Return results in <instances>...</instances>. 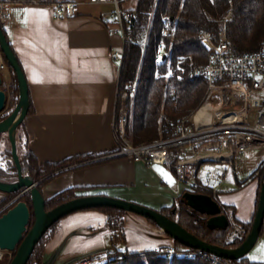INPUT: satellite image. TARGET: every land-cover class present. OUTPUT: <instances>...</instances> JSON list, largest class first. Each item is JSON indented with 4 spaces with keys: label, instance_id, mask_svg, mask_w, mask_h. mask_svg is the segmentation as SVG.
Returning a JSON list of instances; mask_svg holds the SVG:
<instances>
[{
    "label": "crops",
    "instance_id": "0c3cea01",
    "mask_svg": "<svg viewBox=\"0 0 264 264\" xmlns=\"http://www.w3.org/2000/svg\"><path fill=\"white\" fill-rule=\"evenodd\" d=\"M58 1L66 0L16 3L12 21L3 26L28 87L32 111L22 120L27 149L41 164L83 157L42 186L43 198L76 187L79 196L102 194L155 210L170 206L186 191L181 184L173 187L177 179L170 162L148 165L113 154L119 64L112 53L123 49L124 42L120 34L107 33L115 26L105 17L112 5L68 0L76 3L74 15L55 19L51 4ZM132 2L123 6L134 8ZM2 63L11 80L3 59ZM3 147L0 143V152ZM19 150L16 145L21 156ZM263 160L264 152L245 155L241 172L208 162L205 170L196 166L197 174L203 184L214 188L221 204L233 206L237 220L247 222L255 210L258 186L249 175ZM173 245L174 238L162 226L132 212L124 214L123 239L113 242L106 215L84 208L60 219L46 243L42 264H85L115 249L141 253ZM251 261L264 263V256Z\"/></svg>",
    "mask_w": 264,
    "mask_h": 264
},
{
    "label": "trees",
    "instance_id": "16d2710c",
    "mask_svg": "<svg viewBox=\"0 0 264 264\" xmlns=\"http://www.w3.org/2000/svg\"><path fill=\"white\" fill-rule=\"evenodd\" d=\"M229 9L232 14L225 19ZM133 10L134 17L125 23V35L128 39L124 41V54L119 67L116 112L118 113L121 96L125 93L127 118L123 138L133 145H138L167 137L171 132L170 121L191 115L202 102L207 90V82L196 75L194 69L206 60L211 50V43L199 38L198 30L204 28L210 34L212 42H215L217 30L220 26H224L231 53L240 54L256 50L264 36V0H136ZM3 32L7 38L4 29ZM7 41L14 53L8 38ZM1 55L11 75V105L8 113L1 117L3 120L16 106L19 92L15 71L3 54ZM31 111V106H28L27 113ZM114 130L117 145H120L123 139L118 133L117 117ZM14 138L15 144L22 152L18 159L21 176L37 182L36 187L40 192L42 186L63 172L62 169L66 165L83 158L77 156L59 163H39L36 156L27 149V135L22 121L16 127ZM169 164L175 172L174 161ZM249 176L256 178L258 182L256 210L261 184L264 181V160ZM17 179L18 167L13 162L10 150H1L0 181L11 183ZM78 189L69 187L44 199V210L48 211L64 201L78 197ZM189 191L208 194L219 203L221 212L228 220L225 229L208 228L206 225L208 216L181 202V195L170 206L161 207L158 211L177 221L187 231L207 243L224 248L238 247L251 229L255 210L249 221L242 222L235 218L233 206L221 204L217 193L211 188L195 186ZM18 193V191L8 193L0 200V209L2 208L0 215L18 200L25 201L30 210L28 230L34 222L31 196L26 192L13 200ZM88 209H97L106 215V225L111 231L113 242L123 239L124 210L111 206H96ZM227 209H230V215ZM147 220L158 226L152 219L147 218ZM59 221L60 219L55 221L35 243L26 264H42L46 243L52 238ZM263 226L264 218L260 235ZM229 235L232 236L229 238ZM173 250L197 251L198 249L174 239ZM8 263L9 261H0V264ZM258 263L251 261L246 255L238 259L219 257L218 261H213L203 254L176 256L167 255L162 250L140 253L120 249H115L106 257L95 261V264Z\"/></svg>",
    "mask_w": 264,
    "mask_h": 264
},
{
    "label": "built area",
    "instance_id": "2783aa9c",
    "mask_svg": "<svg viewBox=\"0 0 264 264\" xmlns=\"http://www.w3.org/2000/svg\"><path fill=\"white\" fill-rule=\"evenodd\" d=\"M131 1L133 0H89L90 3L112 5L113 9L106 12L105 17L114 22L115 26L108 28L107 33L120 34L123 42L128 39L125 35V23L134 17V8H126L123 4ZM19 2L38 3L39 0L0 1L2 28L12 21L13 6ZM75 5V2L68 0L54 2L51 4L52 15L55 19L71 17L75 13ZM231 14L232 11L227 10L225 19ZM198 36L211 43L206 60L194 69L195 74L207 82V90L200 105L191 115L170 121L171 132L167 137L133 145L123 138L127 118L123 93L117 113L118 133L123 142L117 145L113 154L148 165L174 161L177 182L173 187L181 184L186 191L195 186L214 191L208 183L201 182L196 166L205 170L208 162H218L241 172L245 166V154L264 149V36L258 49L240 54L229 51L224 26L217 30L215 42H212L210 34L204 28L198 30ZM123 54V49L112 53L119 67ZM201 107L205 108V112L195 118ZM262 233L264 234V226ZM162 251L167 255L203 254L213 261L219 259L214 254L200 250L174 251L170 248Z\"/></svg>",
    "mask_w": 264,
    "mask_h": 264
},
{
    "label": "water",
    "instance_id": "95a60500",
    "mask_svg": "<svg viewBox=\"0 0 264 264\" xmlns=\"http://www.w3.org/2000/svg\"><path fill=\"white\" fill-rule=\"evenodd\" d=\"M1 54H3L5 60L15 71L19 97L16 106L9 116L0 121V133L7 131L10 134L11 149L18 167V179L16 182L11 183L0 181V191L6 194L18 191V196L29 192L34 214V222L28 230L27 225L30 218V210L25 201L18 200L12 207L0 215V249L14 252L8 264H26L35 243L55 221L75 210L96 206L116 207L125 212H132L145 218L152 219L159 226L165 227L164 229L168 231L172 238L177 239L179 242L221 258L238 259L251 250L260 235L264 218V181L261 184L259 200L253 216L251 229L244 241L235 248H224L207 243L187 231L177 221L160 213L158 210L135 202L102 194L81 195L64 201L52 209L45 211L44 198L36 187L37 182H34L31 178L22 177L20 173L13 132L27 113V108L29 106L28 87L24 73L0 25V55ZM1 59H3L2 55ZM1 82L2 77L0 75V85ZM5 99V91L0 88V111L4 107ZM180 201L200 214L207 215L206 225L208 228H226L228 224L227 217L221 212L219 203L210 195L184 191L181 194Z\"/></svg>",
    "mask_w": 264,
    "mask_h": 264
},
{
    "label": "rangeland",
    "instance_id": "374dc122",
    "mask_svg": "<svg viewBox=\"0 0 264 264\" xmlns=\"http://www.w3.org/2000/svg\"><path fill=\"white\" fill-rule=\"evenodd\" d=\"M136 1L134 0V2H132V5L135 6ZM131 4V3H130ZM5 66V65H4ZM6 81H5V80ZM2 78V82L0 85V88L3 89L5 91L6 94V99H5V104L3 109L0 111V119L2 116H4L6 113H8L9 109H10V105H11V96H10V80H7L8 78ZM2 121V119H1ZM13 139H14V133H13ZM0 143H4V147L3 149H9L11 154H12V158H13V162L16 164L13 153H12V149H11V141H10V134L7 131L1 132L0 133ZM19 152H21L19 150ZM264 152V149L261 150H256V151H251V152H247L245 155H248L249 157L251 156H257L261 153ZM17 158L20 157V155L18 153H16ZM226 165V164H223ZM7 196V194L5 192L0 191V200ZM20 196H18V194L13 198L17 199ZM231 236L229 235V238ZM1 251V255H0V261L1 262H7L10 261L11 257L13 256L12 254L14 253L13 251H7V250H0ZM264 256V235L261 234L258 239L256 240L255 244L253 245V247L251 248V250L246 254V257H248L251 260H257L259 257ZM88 264H95V262L91 261V262H87Z\"/></svg>",
    "mask_w": 264,
    "mask_h": 264
},
{
    "label": "bare ground",
    "instance_id": "6f19581e",
    "mask_svg": "<svg viewBox=\"0 0 264 264\" xmlns=\"http://www.w3.org/2000/svg\"><path fill=\"white\" fill-rule=\"evenodd\" d=\"M0 75L2 76L3 79L8 78V72H7L6 66H4V64L2 63L1 58H0ZM204 112H205V108L201 107L199 110H197V112L195 114V118H198ZM163 228H165V227H163ZM171 231L175 232L174 230H171ZM0 255H1V251H0Z\"/></svg>",
    "mask_w": 264,
    "mask_h": 264
},
{
    "label": "snow or ice",
    "instance_id": "6c2138e0",
    "mask_svg": "<svg viewBox=\"0 0 264 264\" xmlns=\"http://www.w3.org/2000/svg\"><path fill=\"white\" fill-rule=\"evenodd\" d=\"M25 11H27V10H25ZM41 11H45V10H41Z\"/></svg>",
    "mask_w": 264,
    "mask_h": 264
}]
</instances>
